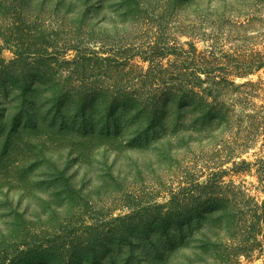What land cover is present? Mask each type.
Masks as SVG:
<instances>
[{"label": "trees", "instance_id": "1", "mask_svg": "<svg viewBox=\"0 0 264 264\" xmlns=\"http://www.w3.org/2000/svg\"><path fill=\"white\" fill-rule=\"evenodd\" d=\"M19 1L0 0L9 21L0 27V163L7 172H13L15 166H8L16 152L30 154L34 163H23L18 172H35L41 162L45 174L39 177L55 182L49 199L65 193V201L80 191L52 159L47 144L54 138L66 140L82 158L101 148L119 153L153 146L192 147L195 155L185 185L167 205L170 210L141 214L145 219L138 220L128 214L113 227L100 224V242L91 248L83 243L80 255L66 242L65 263L59 260L64 247L55 244L45 251L22 249L14 264H169L178 253L188 264H243L255 251L264 254V198L258 201L243 185L225 179L254 167L264 182V108L255 103L260 80L236 81L264 72L263 31L252 38L237 30L264 22L256 13L264 0H166L161 21L169 23L171 6H178L193 11L197 22L180 19L177 30L185 40L170 43L167 36L147 51L123 44L91 21L105 0H58L47 12L51 0H24L21 4L35 6L25 21L14 14ZM142 3L120 0L115 25L152 21ZM207 15L218 19L205 22ZM220 24L245 42L243 53L236 45L222 46L230 31L224 33ZM4 48H12L11 58L2 55ZM137 56L146 68L134 63ZM259 139L263 148L248 160L244 153ZM180 199H191V211L178 208ZM62 205L57 203L55 211ZM160 235L169 246L158 252Z\"/></svg>", "mask_w": 264, "mask_h": 264}, {"label": "rangeland", "instance_id": "2", "mask_svg": "<svg viewBox=\"0 0 264 264\" xmlns=\"http://www.w3.org/2000/svg\"><path fill=\"white\" fill-rule=\"evenodd\" d=\"M23 1L15 3L16 9L13 8L14 6L12 7L15 11L14 14L18 15L20 21L29 19L35 11V6L30 7L26 3H24L25 5L21 4ZM57 1H48L49 6L46 5L43 12L50 11L55 4L53 2ZM158 1L143 0L144 4L142 3L140 8L147 10V17L152 12L149 16L152 21H149L148 18H138L134 19L137 22L130 21L127 25L116 26L114 22L118 17L114 11L118 8L120 0H105V4L93 15L91 21L108 29L110 36L120 40L123 44L133 43L134 47L145 51L148 50L149 44L152 45L153 41H163L167 36L171 41L170 43L177 44L178 41L185 40L186 37L180 35L177 27L182 18L190 19L192 24H196L197 17H194L193 11L187 12L185 9H178V6H171L170 10L173 11L174 16L167 23L159 19L165 16L164 7L167 4L164 1L166 2V0ZM148 2L150 4L146 5ZM218 2V0L213 1V3ZM191 7L194 8L193 5ZM19 9H22L20 16L17 13ZM207 12H209L208 14L211 13L210 11ZM186 13L189 14L186 15ZM256 13L264 15V3L258 7ZM7 15L8 11H4L0 7V27L4 25L5 28L8 24ZM209 19H214L216 22L218 18L207 15L205 22ZM217 23L220 22L217 21ZM169 24V31L165 30ZM211 26L212 23L210 22ZM210 27L207 30H211ZM220 27L224 33L230 31L223 45L220 44L225 49H230L231 46L229 45H236L237 50H235L238 53H243L245 42L233 37L235 31L232 28L228 29V26L224 24H220ZM237 30L244 33L246 37L256 38L261 31L264 33V22H258L253 28L247 27ZM203 44L202 41L197 43L199 48ZM257 48L262 49V46H257ZM11 50L12 48H4L2 55L6 59L11 58L13 56ZM133 60L134 63H138L144 68L147 67L148 63L142 61L139 56L134 57ZM249 79L260 80V86L255 88V92L259 96L255 99V103L257 105L263 104L264 108V72L259 70L249 76L238 77L236 81L243 82ZM54 140H56L54 144H47V148L55 153L52 159L60 167H65L66 174L76 185L73 188L80 192L68 195L73 198L65 201L64 199L61 200L65 193L55 199H49L55 182L49 180L46 175L39 177L40 172L44 173V167L43 169L39 168L41 162L37 163L35 172L29 170L28 173L22 175L18 172V167L23 163L28 165L34 163V160L28 157L30 155L28 153L20 152L18 154L16 152L8 166V168L15 166L12 168V173L11 169L6 171L4 163H0V264H14L22 249L25 250L29 247L32 250L45 251L55 244L64 247L59 260L60 263H65L67 260V254L64 252L66 242L77 246L72 253H78L83 243L91 248L92 245L100 242L98 238V234L102 232L100 224L113 227L122 223L121 219H125L123 217L128 214L131 217L137 216L138 220V217H142L141 214L145 216L147 213L170 210L167 205L173 196L180 191L179 185L185 180L184 175L190 169L189 166H192L190 160L195 155L192 147L183 149V151L174 149L166 151V149L159 150L153 146V148L141 150L133 148L119 153L101 148L82 158L78 149L71 148L72 145H69L66 140L57 141V138ZM261 147L263 148V140L259 139L248 152L244 153V157L253 160ZM4 158L2 157V161ZM230 177L236 183L243 185L256 200L261 201L264 198V182L258 178L254 167L251 172L231 174V176H225V179ZM32 178L33 180H31ZM205 179V175L199 177V181ZM181 185L185 184L182 183ZM180 200L178 208L186 212L191 211V199ZM61 201L62 207L55 211L56 204L61 203ZM155 216L153 214L151 221ZM151 225V222L146 224L149 227ZM173 230L174 227L170 231L173 232ZM155 243L158 252L168 250L169 243L163 235H160ZM78 255L80 254L78 253ZM175 256L176 254L171 255L169 264L189 263L187 257L182 253ZM243 264H264V254L255 251L251 257L243 258Z\"/></svg>", "mask_w": 264, "mask_h": 264}]
</instances>
